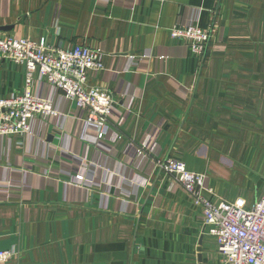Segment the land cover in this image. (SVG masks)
<instances>
[{"label": "crops", "instance_id": "0c3cea01", "mask_svg": "<svg viewBox=\"0 0 264 264\" xmlns=\"http://www.w3.org/2000/svg\"><path fill=\"white\" fill-rule=\"evenodd\" d=\"M191 23L211 31L201 58L170 36ZM0 29L98 51L86 86L115 100L109 139L88 140L86 111L31 88L58 114L0 136V251H16L5 264H220L200 208L156 162L203 174L214 204L260 199L264 0H0ZM24 72L0 63V99L22 92Z\"/></svg>", "mask_w": 264, "mask_h": 264}, {"label": "built area", "instance_id": "2783aa9c", "mask_svg": "<svg viewBox=\"0 0 264 264\" xmlns=\"http://www.w3.org/2000/svg\"><path fill=\"white\" fill-rule=\"evenodd\" d=\"M173 39L182 40L196 57H203L211 39V31L197 24L176 27L170 31ZM10 61L24 68L21 93L0 99V136H28L31 123L37 116L50 119L57 116L52 102L33 94L35 83L60 93L63 99L86 111L83 127L88 138L92 132L95 140L109 139L107 124L115 100L111 92L86 86L89 72L103 70L102 55L85 45L67 49L52 48L46 41L0 36V63ZM122 122V121H121ZM118 121V123H121ZM120 139L115 136L113 139ZM144 149V147H142ZM138 157H145L143 150ZM156 166L179 184L195 207L200 208L203 223L214 237L220 264H264V189L258 201L246 207L242 201L212 203L206 196L205 176L186 169L184 163L174 159H159ZM16 251H0V264H5Z\"/></svg>", "mask_w": 264, "mask_h": 264}, {"label": "trees", "instance_id": "16d2710c", "mask_svg": "<svg viewBox=\"0 0 264 264\" xmlns=\"http://www.w3.org/2000/svg\"><path fill=\"white\" fill-rule=\"evenodd\" d=\"M209 44H210V42H209ZM209 44H208V45H209Z\"/></svg>", "mask_w": 264, "mask_h": 264}, {"label": "water", "instance_id": "95a60500", "mask_svg": "<svg viewBox=\"0 0 264 264\" xmlns=\"http://www.w3.org/2000/svg\"><path fill=\"white\" fill-rule=\"evenodd\" d=\"M0 30H2V29H0ZM5 30V29H4Z\"/></svg>", "mask_w": 264, "mask_h": 264}]
</instances>
